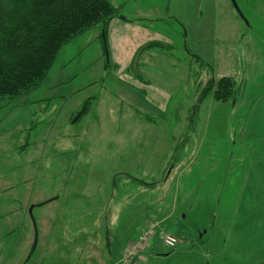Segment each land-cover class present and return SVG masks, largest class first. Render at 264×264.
Masks as SVG:
<instances>
[{"label":"rangeland","instance_id":"obj_1","mask_svg":"<svg viewBox=\"0 0 264 264\" xmlns=\"http://www.w3.org/2000/svg\"><path fill=\"white\" fill-rule=\"evenodd\" d=\"M236 2L111 0L0 101V264H122L151 222L129 264H264V0ZM224 75L235 103L198 101Z\"/></svg>","mask_w":264,"mask_h":264},{"label":"trees","instance_id":"obj_2","mask_svg":"<svg viewBox=\"0 0 264 264\" xmlns=\"http://www.w3.org/2000/svg\"><path fill=\"white\" fill-rule=\"evenodd\" d=\"M120 8L111 0H0V101H11L38 87L59 49L73 37L99 26L106 38L111 19H127ZM135 66L136 61L131 71L138 76ZM235 85L231 76H210L200 88L198 101L212 95L215 101L234 102ZM192 107L194 112L199 110L197 104Z\"/></svg>","mask_w":264,"mask_h":264},{"label":"built area","instance_id":"obj_3","mask_svg":"<svg viewBox=\"0 0 264 264\" xmlns=\"http://www.w3.org/2000/svg\"><path fill=\"white\" fill-rule=\"evenodd\" d=\"M152 227H154V223L151 222L150 227H148L149 229L145 232L142 233L141 235H139V237L130 242L126 251L124 252L123 255V263L122 264H129L133 257L136 255L137 251L142 248L144 246V244H146V238L149 237V241L152 238L154 231L152 230ZM148 234V236H147ZM159 238L161 239L162 243L168 247V248H172L176 245V243L178 242L177 238L175 235L170 234V233H161L159 235Z\"/></svg>","mask_w":264,"mask_h":264},{"label":"crops","instance_id":"obj_4","mask_svg":"<svg viewBox=\"0 0 264 264\" xmlns=\"http://www.w3.org/2000/svg\"><path fill=\"white\" fill-rule=\"evenodd\" d=\"M127 18V17H126ZM116 19H120V18H113V19H111L110 21H109V24H108V29H107V31H108V34L109 33H111V29L110 28H113L112 27V24H113V22L116 20ZM121 21H123V19H120ZM97 27V26H96ZM93 28H95V27H93ZM154 35H157V36H159L161 39H163L164 41H165V37H164V35H162L161 33H159L158 31H157V34L156 33H154ZM117 37H119V36H117ZM115 41V40H114ZM122 42V41H121ZM124 43L125 42H122V44L124 45ZM167 43V42H166ZM168 43H169V41H168ZM171 43V42H170ZM172 44V43H171ZM139 44H135V46H134V51L135 50H137V48L139 47L138 46ZM120 47H122V46H120ZM132 52V55H134L135 54V52ZM146 100H148V102H151V105L150 106H153V103H152V101H153V99H151V98H149V99H147L146 98ZM151 100V101H150ZM234 103H235V101H234ZM220 106H222V105H217V107H220ZM253 208H254V205L252 206ZM204 232H205V230H203ZM203 232V233H204ZM134 241V240H133ZM130 242H132V240L130 241ZM164 245V244H163ZM149 246V243H146V244H144V246L143 247H148ZM165 246V245H164ZM142 247V248H143ZM139 251V250H138ZM139 253V252H138ZM138 253H137V255H136V257H138Z\"/></svg>","mask_w":264,"mask_h":264},{"label":"water","instance_id":"obj_5","mask_svg":"<svg viewBox=\"0 0 264 264\" xmlns=\"http://www.w3.org/2000/svg\"><path fill=\"white\" fill-rule=\"evenodd\" d=\"M230 1H231V3L233 4V6H234L235 10L237 11V13L240 15V17H241L246 23H248L247 19L245 18L244 14L242 13L241 9L239 8V6H238L236 0H230ZM32 207H33V205H31V206L29 207V213H30V214H31Z\"/></svg>","mask_w":264,"mask_h":264},{"label":"flooded vegetation","instance_id":"obj_6","mask_svg":"<svg viewBox=\"0 0 264 264\" xmlns=\"http://www.w3.org/2000/svg\"><path fill=\"white\" fill-rule=\"evenodd\" d=\"M204 232V231H203ZM205 232H206V230H205ZM202 236V235H201ZM200 241L202 242V240H201V237H200Z\"/></svg>","mask_w":264,"mask_h":264}]
</instances>
